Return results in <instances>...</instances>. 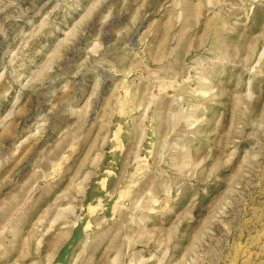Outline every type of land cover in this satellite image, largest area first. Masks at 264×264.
Listing matches in <instances>:
<instances>
[{"label": "rangeland", "instance_id": "obj_1", "mask_svg": "<svg viewBox=\"0 0 264 264\" xmlns=\"http://www.w3.org/2000/svg\"><path fill=\"white\" fill-rule=\"evenodd\" d=\"M0 264H264V0H0Z\"/></svg>", "mask_w": 264, "mask_h": 264}]
</instances>
